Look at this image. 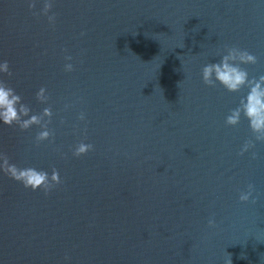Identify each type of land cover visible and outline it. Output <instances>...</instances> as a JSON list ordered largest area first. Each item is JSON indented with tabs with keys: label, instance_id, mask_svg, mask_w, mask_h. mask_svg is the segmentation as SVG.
Here are the masks:
<instances>
[{
	"label": "water",
	"instance_id": "95a60500",
	"mask_svg": "<svg viewBox=\"0 0 264 264\" xmlns=\"http://www.w3.org/2000/svg\"><path fill=\"white\" fill-rule=\"evenodd\" d=\"M32 2L0 0V79L30 115L52 108L54 137L0 121V152L63 183L46 195L0 170V264H264V142L243 115L226 124L249 88L202 78L232 46L264 75V0ZM80 142L94 149L76 157Z\"/></svg>",
	"mask_w": 264,
	"mask_h": 264
},
{
	"label": "clouds",
	"instance_id": "9594fccd",
	"mask_svg": "<svg viewBox=\"0 0 264 264\" xmlns=\"http://www.w3.org/2000/svg\"><path fill=\"white\" fill-rule=\"evenodd\" d=\"M52 0H45L42 9L43 14L48 15L52 9ZM30 9H35L36 4L33 0L29 4ZM38 15V13H35ZM50 23H55V14L48 16ZM67 61H71L72 56L65 57ZM257 57L247 50H242L238 47H227V54L223 55L219 62L208 63L202 68L203 82L209 86H215L217 82L222 84L228 91L237 92L245 86L249 88L246 97L241 98L238 107L231 110V113L226 118V124L236 126L240 123L242 115L250 122V128L255 135L257 141L264 142V75L259 78H249L247 70L243 69L241 64H255ZM66 72L74 70L72 63L64 65ZM0 73L12 75L8 61L0 62ZM36 98L41 103H47L50 95L47 94L46 87H41L36 94ZM68 107L67 105L65 106ZM30 106L23 102V97L10 87L6 81L0 79V121L9 126H19L20 130H27L33 125H38L42 128L36 135V144L39 145L42 141L54 137V131L49 128L53 117L51 107H45L39 114H31ZM47 118V119H45ZM85 114L80 113L79 119L84 120ZM63 123V121H61ZM254 141L249 140L245 143L243 151L254 147ZM94 149V145L90 143L80 142L74 150L73 155L80 157L90 150ZM256 154L253 153V158ZM0 170L7 174L10 178L22 183L25 188H30L33 191L42 190L46 195L52 192L57 186L63 183L62 177L58 169L53 167L51 173L47 170L38 169L36 167H19L16 163L11 162V158L6 152H0ZM255 186L248 185V191L240 194V200L248 201L252 198ZM255 202V200H253ZM215 221L210 219L209 225H214ZM69 259V257H65ZM227 264H232L231 256Z\"/></svg>",
	"mask_w": 264,
	"mask_h": 264
}]
</instances>
